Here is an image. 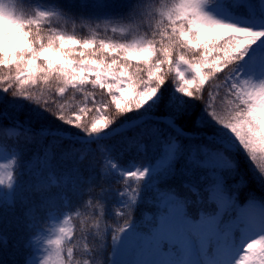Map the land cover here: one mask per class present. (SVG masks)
Returning a JSON list of instances; mask_svg holds the SVG:
<instances>
[{"label":"snow or ice","instance_id":"obj_1","mask_svg":"<svg viewBox=\"0 0 264 264\" xmlns=\"http://www.w3.org/2000/svg\"><path fill=\"white\" fill-rule=\"evenodd\" d=\"M0 157V264H264V0H0Z\"/></svg>","mask_w":264,"mask_h":264},{"label":"trees","instance_id":"obj_2","mask_svg":"<svg viewBox=\"0 0 264 264\" xmlns=\"http://www.w3.org/2000/svg\"><path fill=\"white\" fill-rule=\"evenodd\" d=\"M236 15L240 16L241 14L239 12H235ZM240 166H241V169L245 172H248L249 169H250V163L249 161H247L244 157H240ZM127 163V162H125ZM110 242V241H109Z\"/></svg>","mask_w":264,"mask_h":264},{"label":"rangeland","instance_id":"obj_3","mask_svg":"<svg viewBox=\"0 0 264 264\" xmlns=\"http://www.w3.org/2000/svg\"><path fill=\"white\" fill-rule=\"evenodd\" d=\"M214 14L217 15V17L220 19H225V20L230 19V17H228L227 15H225L223 12H220V11H217ZM232 15H233V17H235L234 14H232ZM232 22H237V21L233 20ZM0 162H5L3 157H0Z\"/></svg>","mask_w":264,"mask_h":264}]
</instances>
